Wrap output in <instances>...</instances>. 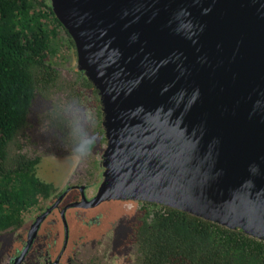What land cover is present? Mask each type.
Returning <instances> with one entry per match:
<instances>
[{
    "label": "water",
    "instance_id": "obj_1",
    "mask_svg": "<svg viewBox=\"0 0 264 264\" xmlns=\"http://www.w3.org/2000/svg\"><path fill=\"white\" fill-rule=\"evenodd\" d=\"M50 2L102 101L94 203H158L264 241V0Z\"/></svg>",
    "mask_w": 264,
    "mask_h": 264
},
{
    "label": "trees",
    "instance_id": "obj_2",
    "mask_svg": "<svg viewBox=\"0 0 264 264\" xmlns=\"http://www.w3.org/2000/svg\"><path fill=\"white\" fill-rule=\"evenodd\" d=\"M63 32L75 45L50 0H0V232L21 224L24 211L54 188L38 176L39 160L16 155L12 144L35 96L55 83L52 63ZM145 204L136 242L141 264H264V241L243 230Z\"/></svg>",
    "mask_w": 264,
    "mask_h": 264
},
{
    "label": "flooded vegetation",
    "instance_id": "obj_3",
    "mask_svg": "<svg viewBox=\"0 0 264 264\" xmlns=\"http://www.w3.org/2000/svg\"><path fill=\"white\" fill-rule=\"evenodd\" d=\"M52 65L57 71L55 83L33 99L27 126L17 134L12 151L39 160L38 165L44 159L54 163L49 181L54 188L24 211L21 224L0 232V264H141L136 242L148 212L145 202L94 203L107 147L99 91L77 63L70 71ZM52 98H78L95 113L96 144L90 156L77 158L51 133L38 131L49 122L43 113L53 107Z\"/></svg>",
    "mask_w": 264,
    "mask_h": 264
},
{
    "label": "clouds",
    "instance_id": "obj_4",
    "mask_svg": "<svg viewBox=\"0 0 264 264\" xmlns=\"http://www.w3.org/2000/svg\"><path fill=\"white\" fill-rule=\"evenodd\" d=\"M53 101V107L43 113L49 122L38 131L45 135L51 133L64 150L77 158L90 156L96 144L95 113L78 98Z\"/></svg>",
    "mask_w": 264,
    "mask_h": 264
},
{
    "label": "rangeland",
    "instance_id": "obj_5",
    "mask_svg": "<svg viewBox=\"0 0 264 264\" xmlns=\"http://www.w3.org/2000/svg\"><path fill=\"white\" fill-rule=\"evenodd\" d=\"M68 35L63 32L60 35V41L62 44H59L58 47V57H54L53 62L57 64V66H61L62 68H66L67 71L72 70L76 66L77 63V51L76 47L67 40ZM51 163L48 159H44L41 164L38 165V176L46 181H50L53 179V173L51 169ZM35 211V208H34Z\"/></svg>",
    "mask_w": 264,
    "mask_h": 264
}]
</instances>
